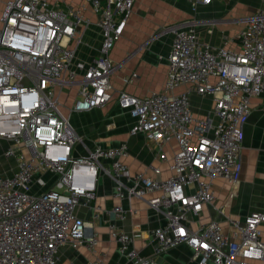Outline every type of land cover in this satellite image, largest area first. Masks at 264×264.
<instances>
[{
  "label": "built area",
  "instance_id": "1",
  "mask_svg": "<svg viewBox=\"0 0 264 264\" xmlns=\"http://www.w3.org/2000/svg\"><path fill=\"white\" fill-rule=\"evenodd\" d=\"M185 1L196 9L210 0ZM134 2L85 0L75 7L62 0L4 1L0 159L9 164L0 170V264H57L66 244L96 253L94 220L77 216L76 209L94 198L101 175L115 180L117 196H138L164 215V223L153 232L155 255L188 244L198 264H264V208L242 219L226 215V225L198 217L216 199L217 178L232 187L242 178L245 124L252 98L264 93V0L243 18L237 48L213 46L192 20L165 28L173 39L164 88L145 97L118 92L117 104L133 118L131 133L144 132L162 160H168L164 145L177 141L172 174L166 179L131 174L121 159L129 151L125 142L90 147L71 121L73 112L112 100L111 75L117 63L109 53ZM85 6L99 15L103 35L100 54L90 62L78 59L72 46L88 22ZM180 85L187 89L175 93ZM193 94L213 98L206 116L192 109ZM148 192L157 194L146 198ZM112 210L124 217L123 206ZM139 235L113 231L128 263L157 264L155 255L130 248Z\"/></svg>",
  "mask_w": 264,
  "mask_h": 264
},
{
  "label": "crops",
  "instance_id": "2",
  "mask_svg": "<svg viewBox=\"0 0 264 264\" xmlns=\"http://www.w3.org/2000/svg\"><path fill=\"white\" fill-rule=\"evenodd\" d=\"M84 1L62 0L75 7H82ZM176 1L135 0L124 30L109 53L117 63L111 75L112 100L102 107L71 114L75 129L85 137L90 147L96 143L115 147L125 142L129 151L121 159L128 164L131 174L144 172L153 178H168L172 174V157L179 149L177 141L171 140L163 147L168 160H162L159 149L144 132L131 133L133 118L117 104L120 90L145 97L164 88L173 33L163 29L189 19L195 23L200 36L213 46L237 48L243 18L254 13L260 5V0H210L209 4L199 7L193 18L186 16L182 4ZM84 16L88 22L80 28L72 46L78 59L90 62L100 54L103 35L98 24L99 15L91 7L85 6ZM208 29L212 32L208 33ZM186 89V85H180L174 91L181 93ZM191 105L196 115L204 117L212 110L214 100L211 96L193 94ZM251 107L245 124L242 178L235 187L221 178L214 181L216 199L213 204L204 205L198 216L202 220L215 218L226 225V215L242 219L250 211L264 208V93L252 98ZM154 168H159L160 172ZM5 169V163H0V170ZM115 189V180L101 175L94 198L87 205L80 202L76 209L77 216L94 220L99 234L97 252H91L86 246L73 248L66 244L60 248L57 264H130L127 251L122 250L113 236L115 229L137 232L140 235L136 236L130 248L145 256L155 255L157 241L153 232L164 223V215L151 209L146 200L138 196H117ZM156 194L148 192L145 197ZM115 206H123V218L113 212ZM96 211L98 216L93 217ZM192 256L193 249L188 244H180L155 255V258L157 264H198ZM208 264L215 263L211 261Z\"/></svg>",
  "mask_w": 264,
  "mask_h": 264
},
{
  "label": "rangeland",
  "instance_id": "3",
  "mask_svg": "<svg viewBox=\"0 0 264 264\" xmlns=\"http://www.w3.org/2000/svg\"><path fill=\"white\" fill-rule=\"evenodd\" d=\"M4 1L5 0H0V16H1V13H2V10H3V7H4ZM85 2V1H84ZM177 3H180L179 5H181L183 8H184V10L187 12V14H186V16L188 15V16H191V17H193L194 18V14L195 13H197V11L199 10V7L202 5V4H205V3H208L209 4V2H203V3H200L197 7H196V9H193L192 8V6H190L187 2H185V1H183V0H178V1H176ZM76 7H78V6H76ZM89 7V6H88ZM90 8V7H89ZM198 16V15H197ZM189 20V19H188ZM165 29V28H164ZM163 29V30H164ZM72 100V99H71ZM64 112H66L67 113V110L66 109H64ZM81 135V134H80ZM83 136V135H82ZM0 163H5V165H8L9 164V162L8 161H5V160H3V159H0ZM35 187H37V186H35Z\"/></svg>",
  "mask_w": 264,
  "mask_h": 264
}]
</instances>
